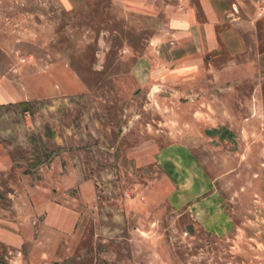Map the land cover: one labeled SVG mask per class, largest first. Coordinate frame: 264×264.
<instances>
[{
	"label": "rangeland",
	"instance_id": "374dc122",
	"mask_svg": "<svg viewBox=\"0 0 264 264\" xmlns=\"http://www.w3.org/2000/svg\"><path fill=\"white\" fill-rule=\"evenodd\" d=\"M0 264H264V0H0Z\"/></svg>",
	"mask_w": 264,
	"mask_h": 264
},
{
	"label": "crops",
	"instance_id": "0c3cea01",
	"mask_svg": "<svg viewBox=\"0 0 264 264\" xmlns=\"http://www.w3.org/2000/svg\"><path fill=\"white\" fill-rule=\"evenodd\" d=\"M207 1L206 3H208ZM209 6V7H208ZM206 5L207 12H213V5ZM188 21L192 19L187 16ZM174 24L181 22L180 19L174 18ZM208 20L213 22L216 21L213 15L208 17ZM173 28V23H172ZM181 29V27H177ZM176 28V29H177ZM191 28V30H190ZM190 39L186 44H180L178 46L177 52H173L172 61L179 62L181 64L180 73L182 76L192 77L198 76L202 67L206 65V62L213 61L217 56H220L221 51L228 52V55L234 60H238L239 57L243 56L248 52L249 47L240 40V36L236 34L234 41H226L223 39V42H219L217 39V34L215 33V25L212 23L206 27L205 30H201L200 35L202 36V41L198 42L196 39V34L191 24L189 25ZM260 58H258V61ZM262 68L263 65L261 64Z\"/></svg>",
	"mask_w": 264,
	"mask_h": 264
}]
</instances>
